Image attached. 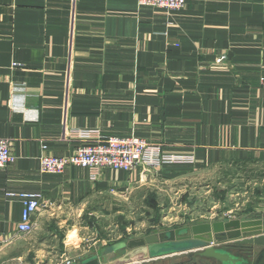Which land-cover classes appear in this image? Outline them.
Instances as JSON below:
<instances>
[{
  "label": "crops",
  "instance_id": "0c3cea01",
  "mask_svg": "<svg viewBox=\"0 0 264 264\" xmlns=\"http://www.w3.org/2000/svg\"><path fill=\"white\" fill-rule=\"evenodd\" d=\"M263 77L264 0H185L177 10L0 0V138L16 157L0 168V264H107L122 252L108 247L124 242L89 251L96 242L71 229L104 222L110 199L210 166L264 163ZM84 131L136 135L193 161L105 169L96 180L75 165L40 171V156L70 155ZM6 192L42 194L30 234L16 232L22 204ZM251 237L238 242L264 245V234Z\"/></svg>",
  "mask_w": 264,
  "mask_h": 264
},
{
  "label": "rangeland",
  "instance_id": "374dc122",
  "mask_svg": "<svg viewBox=\"0 0 264 264\" xmlns=\"http://www.w3.org/2000/svg\"><path fill=\"white\" fill-rule=\"evenodd\" d=\"M155 182L128 190L122 195L125 199L121 202L110 199L106 206L110 215L104 222L98 220L87 229L82 228V222H75L71 232L81 227L78 232L85 244L96 242L89 251L97 245L102 251L109 245L126 243L148 234H161L163 238L171 229L264 209V163L210 166L201 172L182 174L169 182L158 179ZM102 206L96 204L97 211ZM118 209L122 210V218L118 217L119 213H114ZM80 235L75 232L78 242ZM246 240L254 241L248 237L240 242ZM28 241L30 238L27 237L19 243ZM253 249L261 250L258 254L263 255L258 264H264V245L253 246Z\"/></svg>",
  "mask_w": 264,
  "mask_h": 264
},
{
  "label": "built area",
  "instance_id": "2783aa9c",
  "mask_svg": "<svg viewBox=\"0 0 264 264\" xmlns=\"http://www.w3.org/2000/svg\"><path fill=\"white\" fill-rule=\"evenodd\" d=\"M139 6L158 7L165 10H177L185 5V0H137ZM264 89V77L260 82ZM77 138L87 139L78 145L67 156L44 154L39 158V169L42 173L62 174L71 165L86 168L89 177L96 180L103 170H123L133 173L138 166L148 172L150 168L162 164L191 163L193 157L162 154L158 147L136 135H110L101 138L98 132H77ZM45 148V147H44ZM16 159L8 139L0 138V168L10 165ZM144 171V172H145ZM7 197H16L22 204L20 219L16 224V232L20 235L30 234L35 223L33 216L42 206V194L38 192H6Z\"/></svg>",
  "mask_w": 264,
  "mask_h": 264
},
{
  "label": "water",
  "instance_id": "95a60500",
  "mask_svg": "<svg viewBox=\"0 0 264 264\" xmlns=\"http://www.w3.org/2000/svg\"><path fill=\"white\" fill-rule=\"evenodd\" d=\"M261 234H264V212L248 213L232 219L218 217L213 221L168 230L163 238L161 234L153 233L130 239L111 248L121 249L122 252L107 264L174 258L183 253L193 254L208 263L240 264L243 259L229 251V248L236 245L234 242Z\"/></svg>",
  "mask_w": 264,
  "mask_h": 264
},
{
  "label": "flooded vegetation",
  "instance_id": "af4514ba",
  "mask_svg": "<svg viewBox=\"0 0 264 264\" xmlns=\"http://www.w3.org/2000/svg\"><path fill=\"white\" fill-rule=\"evenodd\" d=\"M253 249V246L249 243H238L233 247L229 248V251L234 253L235 255L241 257L243 260L240 264H258L259 258L263 254H258L261 252L259 249ZM150 264H156V262H151ZM157 264H220V263H208L203 261L200 257L195 256L193 254L188 255V253H183L178 257L163 259V261L157 262Z\"/></svg>",
  "mask_w": 264,
  "mask_h": 264
}]
</instances>
